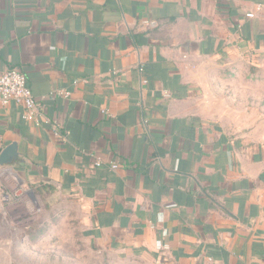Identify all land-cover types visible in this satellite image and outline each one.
<instances>
[{"label":"crops","instance_id":"crops-1","mask_svg":"<svg viewBox=\"0 0 264 264\" xmlns=\"http://www.w3.org/2000/svg\"><path fill=\"white\" fill-rule=\"evenodd\" d=\"M12 69L49 122L0 104V159L52 205L0 264H59L75 233L106 264H264V141L234 124L264 0H0Z\"/></svg>","mask_w":264,"mask_h":264},{"label":"rangeland","instance_id":"rangeland-1","mask_svg":"<svg viewBox=\"0 0 264 264\" xmlns=\"http://www.w3.org/2000/svg\"><path fill=\"white\" fill-rule=\"evenodd\" d=\"M250 84L241 85L237 91L235 108L244 115H238L234 124L243 126L245 130L252 133L253 138L264 141V77L253 76L249 80ZM13 188L10 195L11 200L8 203L0 201V237L3 238L11 230L10 226L14 225L16 229L33 226L41 218L45 210L50 209L52 201L51 196L41 194L36 188L28 189L20 184L16 188V182L11 181ZM18 194V196H16ZM39 196V198H37ZM37 198V200H35ZM34 200V201H33ZM49 203V204H47ZM67 243V244H66ZM72 244L74 247H72ZM64 251L68 256L60 255L59 264H106V259L111 255L104 254L100 257L91 253L85 248L83 242L77 233L74 234L73 240L62 241L59 250ZM45 264L50 261L49 256L41 257Z\"/></svg>","mask_w":264,"mask_h":264},{"label":"built area","instance_id":"built-area-1","mask_svg":"<svg viewBox=\"0 0 264 264\" xmlns=\"http://www.w3.org/2000/svg\"><path fill=\"white\" fill-rule=\"evenodd\" d=\"M262 6L259 5L257 11H261ZM247 18L252 19L256 17L255 12H250ZM60 94L66 97L70 96L67 91H60ZM0 104L4 107L16 105L22 107L23 118L27 123L40 125L43 121L49 122L45 115L42 114L40 105L37 102L32 90L28 86L25 74L19 69H12L0 75ZM58 131L59 127L54 126ZM102 164L98 161L96 166L100 167ZM118 165L113 164L111 169H117ZM11 170L5 169L4 165L0 164V201L1 203H8L11 200L13 188L11 181L16 182V188L21 183L13 178ZM18 196V194L16 195Z\"/></svg>","mask_w":264,"mask_h":264},{"label":"water","instance_id":"water-1","mask_svg":"<svg viewBox=\"0 0 264 264\" xmlns=\"http://www.w3.org/2000/svg\"><path fill=\"white\" fill-rule=\"evenodd\" d=\"M18 156L17 145H10L7 149H5L1 154L0 164L7 165L12 163L15 158Z\"/></svg>","mask_w":264,"mask_h":264}]
</instances>
